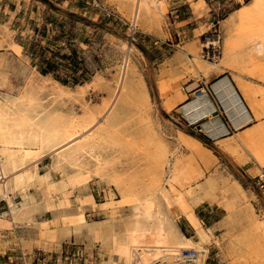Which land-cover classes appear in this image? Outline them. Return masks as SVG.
I'll return each mask as SVG.
<instances>
[{"label":"rangeland","instance_id":"rangeland-1","mask_svg":"<svg viewBox=\"0 0 264 264\" xmlns=\"http://www.w3.org/2000/svg\"><path fill=\"white\" fill-rule=\"evenodd\" d=\"M99 1L103 7H97L94 0H0V96L18 94L31 72L34 69L42 71L50 62L54 69L47 74L67 85L71 95L59 98L51 89L39 88L36 92L42 104L47 107L54 104L52 107L69 111L81 110L86 101L87 105H99L97 107L106 110L114 103L112 100H115L129 55L136 73L134 83L138 96L131 95L126 101L127 108L120 110L118 131L125 148L116 147L118 150H111L106 158L115 165L112 172L123 174L127 184L135 190L125 196L115 183H111L112 178L92 175L83 182L53 192L45 201L38 188L27 192L9 190L6 195L0 180V218L11 221L0 226V264L11 260L14 264H125L120 248L130 242L137 193L143 196L151 188L152 191L158 188L153 166H164L162 171L165 172L168 157L172 159V166L186 163L192 168L193 186L190 188L194 192L191 194L190 188L186 189V197L204 220V227L213 229L207 264L256 263L264 239V56L257 55L256 61L251 65L245 62V66L240 57L230 59V63L229 59L224 60L225 47L227 49L228 42L231 43L229 38L235 36L228 17L248 0H208L210 6L202 9L196 7L197 2L193 0L195 13L205 14L211 21L207 32L197 31L200 47L196 43L186 46L187 43H181L180 30L186 27L183 20L187 21L191 15L188 7L176 19V13L168 10L161 16L157 11L146 12L139 18L140 32L132 39L128 21L133 18L135 0ZM107 10L115 15H109ZM13 20L11 33L4 26ZM214 20L219 22L221 30L218 43L221 54L209 59L203 54L205 43L213 32ZM233 62L235 65L231 67L229 64ZM224 68L234 70V78L242 79L249 90H254L255 106L244 98L255 121L245 131L216 139L217 136L213 137L205 128L207 120L202 121V129L198 128L180 105L203 92L197 87L191 95L187 88L188 77H199L200 73L209 76L210 72ZM219 79H209L213 93H217L213 87ZM146 89L150 93L147 103L143 98ZM172 94L184 102L175 105L170 99ZM258 111L262 113L260 116H257ZM247 137L249 139L244 141ZM126 138L133 144L130 145ZM160 142L164 147H160ZM54 159L45 156L40 165L42 173L53 167ZM69 170L73 173V169ZM54 173L56 179L63 178L61 171ZM47 202L50 208L45 206ZM81 206L85 221L78 217ZM207 206L211 212L203 210ZM182 217L185 216L176 218L177 225ZM48 218L51 220L45 223ZM182 223L184 230L178 225L181 231L189 233L186 221ZM49 243L62 246L61 251L36 247Z\"/></svg>","mask_w":264,"mask_h":264},{"label":"bare ground","instance_id":"bare-ground-1","mask_svg":"<svg viewBox=\"0 0 264 264\" xmlns=\"http://www.w3.org/2000/svg\"><path fill=\"white\" fill-rule=\"evenodd\" d=\"M135 3L134 15L138 19V24L141 15L146 12L148 13L153 10L157 11L159 15H164L168 10L166 0H135ZM196 4V7L199 9L203 7L207 8L208 6L206 0H201ZM228 21L233 28V31L232 28L231 31L234 32L233 35L235 34V36L232 39L229 38L231 43L228 42V45L226 43L227 40L225 42L228 48L226 49L225 47L227 51H224V53L227 52V54L226 58L225 56L223 57L225 58L224 60L229 59L228 62L230 63V59L240 57L244 61V63L242 62L243 65L245 62L251 65L254 60L256 61L257 55L258 57L264 56V0H249L243 3L230 13ZM207 26L206 24L203 25L201 34L207 32ZM4 27L11 33L14 31L9 28V25H5ZM193 42L195 43V41ZM218 42V39H208L205 44L207 47ZM196 44L199 43L196 42ZM209 62L212 63L211 61ZM232 64L234 62L229 65L231 67L235 65ZM236 64H240L239 66H241V63ZM132 68L131 57L128 55L122 81L119 83L115 100H112L114 103L110 107L108 106L109 108H106V110L105 107L104 109H100L102 108L101 106L97 107L99 105L96 107L87 105L85 104L86 101L81 110L73 108L67 111L62 108L52 107L54 104H51L50 107L45 106L40 102L41 98L37 95V89H51L59 98L71 95V89L67 85L61 84L56 78H52L49 74H44L38 69H34L31 72L25 87L18 94H11L6 97L0 96V180L3 181L2 188L6 189V195L9 194V190L13 192L24 189L27 192L30 189L32 191V188H38L44 195L45 201H47L53 192L83 182L91 178L92 175L112 178L111 183H115L125 196L135 190L132 185L127 184L128 182H126L123 174L112 172L114 164L112 165L107 160L108 158H106L107 155H110L111 150H116V147L123 145L118 131V125L120 124H118V121L122 112L120 110L127 108L125 107L126 101L129 100L128 98L131 95L134 94L135 98L137 95L134 83L136 73ZM236 79L240 83L247 100L255 106L256 103L253 101L255 98H252L253 89H250V91L249 85L242 79ZM143 98L146 103L150 99V93L147 89ZM116 106L118 107L114 112ZM169 107L172 106L170 105ZM183 108L190 121L195 123L213 114L216 105L212 102L209 95L203 91L202 93H198L194 99L185 102ZM235 111L239 115L245 112ZM126 113H128L127 110ZM246 114L248 116V113ZM261 114L258 111L257 116ZM125 115L127 116V114ZM249 119H251L250 115L247 117V120ZM216 120L211 119L209 122L206 121L205 128H207L212 136H219L227 131L226 129H222V126ZM244 122L245 120L239 124ZM257 128L259 127L257 126ZM248 139L249 137L244 138V141ZM126 141H128L127 138ZM131 143L133 144V142ZM162 145L163 143H161L160 147H164ZM123 148L125 146H122ZM126 152L127 150H125ZM156 153L159 155L162 151L161 153ZM47 155L55 158L54 163H52L54 165L47 172L42 173L40 165ZM166 164L165 172L162 171L164 166H161V168L153 166L154 169L152 171L155 172L153 178L158 181V186L156 185L158 188L155 189L156 187H153L155 185H151L155 190L152 191L151 188L150 192L144 193L143 196L137 193L136 203L134 204L135 222L132 223L133 226L131 225V228L129 226L130 242L126 247L120 248L121 253L125 257V264H155L156 261L161 259L173 257L183 249L197 250L199 252L200 264H207L211 252L210 240L213 229L211 227H204L203 221L186 197V189L193 186L192 168L188 167L186 163H176L172 166L171 157H168ZM68 168L73 169V173ZM55 170L62 172V179L58 180L55 178ZM153 181L152 183H156V181ZM189 190L191 194L194 192L192 188ZM9 200L12 202L11 199ZM45 206L50 208L51 204L47 202ZM79 209L81 210L78 217L80 221H85L86 216L83 207L81 206ZM181 215L185 216L194 228L198 229L199 235L197 238L181 231L176 223V218ZM50 220L48 218L44 222L46 223ZM10 222L8 219L0 218V226L7 225ZM259 226L261 227L262 224L259 223ZM255 261L257 262L254 264H264V239L261 240L260 253Z\"/></svg>","mask_w":264,"mask_h":264},{"label":"crops","instance_id":"crops-1","mask_svg":"<svg viewBox=\"0 0 264 264\" xmlns=\"http://www.w3.org/2000/svg\"><path fill=\"white\" fill-rule=\"evenodd\" d=\"M200 1L201 0H196V2H200ZM206 1L208 5L210 6V3L208 2V0ZM166 3L168 6L169 13H172V14L176 13V15H174L175 19H176V16L183 14L184 10H186L187 7L188 9H191V12H190L191 15L190 17H188V20L187 21L183 20V22L186 24V27L182 31L180 30V32H182L183 34L181 43L183 42L187 43L184 46L188 44L192 45L194 43L193 41H195V43L196 42L198 43L197 31L201 30L203 25L205 24L208 25L206 31L210 29L211 21H208L207 19L208 17L205 16V14L203 16H198L197 13H195L192 0H166ZM213 11L214 10L212 9V6H211L210 12H211L212 17L215 15ZM216 21L217 20H214L212 23H215ZM13 23H14V20L11 21L9 24L10 29H13ZM187 38L189 39L187 40ZM196 45L198 46L199 44H196ZM234 74H236L234 70L230 68H225V69H222V71H218V72L212 71L210 72L209 76H206L200 73L199 77L190 76L187 78V80L189 81L187 88L190 90V94L194 95L195 93L194 91H192L194 90V88L199 87L205 92L207 88L210 89V86L208 84L209 79L211 78L217 79L218 77H220V79L214 84L215 87H213L214 91L216 90L219 95H217V93H213L212 89H210L211 91L207 93L210 99H212V102L216 105L215 112H213V114L204 118L203 120H200L195 123L191 122L194 124H202V121L204 120H207V122H209L210 121L209 119H211V116L215 115L214 119H217L216 121L219 122V125L222 126V129L227 130L226 131L227 133H224V134H221L215 137L216 139L217 138L221 139L223 136L231 135L232 133H235L236 131H239V132L245 131L249 129L251 127L250 124L253 121H255V115L253 114L249 104L246 102L247 98L243 93L240 83L238 82L236 78H234ZM170 99L175 101V105H180L181 103L184 102V100H181L180 98H178L176 94H172L170 96ZM180 106L183 107V104ZM235 110H238L239 112L241 111L242 113L244 111L245 112L239 115L237 114L238 112H236ZM246 113H248V116ZM249 115L251 116V119L247 120V117H249ZM243 120H245V122L242 124H239ZM200 205H203V203ZM205 209L210 210L209 206L205 207L203 210ZM183 221H186L187 227L185 228L189 230V233H186V234L197 238V236L199 235L198 229L194 228V226L189 222V220L186 217H182V218H179L178 225H180L183 230H184L183 228L184 224L182 223ZM36 247H40L46 251H61V248H62V246L56 247L53 243L42 244V246H36ZM102 260L103 258L100 261Z\"/></svg>","mask_w":264,"mask_h":264},{"label":"built area","instance_id":"built-area-1","mask_svg":"<svg viewBox=\"0 0 264 264\" xmlns=\"http://www.w3.org/2000/svg\"><path fill=\"white\" fill-rule=\"evenodd\" d=\"M94 2L97 7H103L99 0H94ZM107 13L109 15H115V12H113L112 10L110 11L107 10ZM137 20L138 19L136 18V16L133 15V18L128 21L129 34L132 37V39H134L135 36L140 32V28H139V24L137 23ZM218 24L219 22L215 23L214 26L212 27L213 32L210 39H218V40L221 39L220 38L221 30ZM159 43L160 40H157L156 44ZM218 43L207 46L204 50L203 56L209 59H214L217 56H219L221 54V49ZM13 261L14 260L8 261L5 264H14ZM155 264H200L199 252L195 249H183L173 257L161 259L159 261H156Z\"/></svg>","mask_w":264,"mask_h":264},{"label":"trees","instance_id":"trees-1","mask_svg":"<svg viewBox=\"0 0 264 264\" xmlns=\"http://www.w3.org/2000/svg\"><path fill=\"white\" fill-rule=\"evenodd\" d=\"M53 69H54V66L49 62L48 66L46 68H44L41 72L44 73V74H47V73L53 72ZM65 84H69V83L67 81H65Z\"/></svg>","mask_w":264,"mask_h":264},{"label":"water","instance_id":"water-1","mask_svg":"<svg viewBox=\"0 0 264 264\" xmlns=\"http://www.w3.org/2000/svg\"><path fill=\"white\" fill-rule=\"evenodd\" d=\"M203 125L202 124H198V128L202 129Z\"/></svg>","mask_w":264,"mask_h":264}]
</instances>
